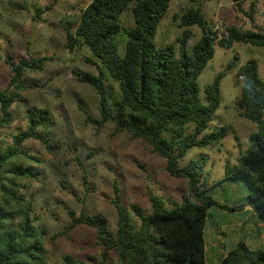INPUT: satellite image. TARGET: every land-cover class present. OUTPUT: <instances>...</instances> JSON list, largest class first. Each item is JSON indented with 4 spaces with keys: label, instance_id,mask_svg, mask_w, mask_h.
<instances>
[{
    "label": "trees",
    "instance_id": "16d2710c",
    "mask_svg": "<svg viewBox=\"0 0 264 264\" xmlns=\"http://www.w3.org/2000/svg\"><path fill=\"white\" fill-rule=\"evenodd\" d=\"M170 2L88 0L79 9L73 28L68 22H60L64 48H85L92 59L89 62L95 65V73L71 71L74 79L87 85L96 96L99 117L92 118L84 111L85 121L95 126L109 123L116 131H126L131 139L144 141L150 152L164 160L168 176L185 181L186 192L178 202L165 200L146 189L149 210L130 203L131 214L120 204L118 188L113 184L114 229H109L102 213L85 211V194L79 200L77 213L67 211V227L84 225L93 230L101 247V260L113 254L112 264H208L204 260L202 236L207 209L215 206L234 211L243 207L222 205L208 193L204 154L182 165L178 159L189 148L218 142L225 135L223 126L208 127L219 104L222 73L203 87L201 97L197 86L199 73L213 55V44L227 48L232 43H243L264 48V29L223 25L224 35L218 38L200 8L190 6L171 16L176 26L182 28L181 35L174 40L175 46L166 43L155 47L153 35ZM51 6L52 3L33 4L31 19L38 20ZM128 6L132 25L124 27L119 16ZM251 13L252 8L245 12L250 21ZM192 26H197L200 34L187 47ZM118 34L124 36L122 54L115 44ZM51 59L49 55L18 57L15 62L4 58L10 75L0 86V129L14 120L10 107L20 100L19 91L26 88L24 72L42 70ZM235 76L241 79L235 112L254 123L255 130L248 134L247 149L238 156L236 164L224 166L223 178L244 183L246 204L264 221V82L251 58L237 67ZM107 82L113 83L114 88ZM25 121L24 128L11 134L9 144H3L0 134V264H48L44 247L47 234L36 223L38 217L32 212L30 191L31 182L40 176L39 159L24 143L35 139L50 151L52 145L46 129L53 124V118L45 107L28 106ZM82 178L85 184V177ZM61 264L87 263L65 253ZM218 264H264V249L250 250L238 242Z\"/></svg>",
    "mask_w": 264,
    "mask_h": 264
},
{
    "label": "rangeland",
    "instance_id": "374dc122",
    "mask_svg": "<svg viewBox=\"0 0 264 264\" xmlns=\"http://www.w3.org/2000/svg\"><path fill=\"white\" fill-rule=\"evenodd\" d=\"M87 1L0 0V86L5 85L10 75L4 58L15 62L18 57L29 55L52 57L42 70L24 72L26 88L19 91L20 100L10 107L15 114L14 120L0 129L2 142L7 145L11 134L25 127L28 106L45 107L53 118V124L46 129L52 145L50 151L35 139L24 143L39 159L40 176L31 182L30 191L32 212L38 217L36 223L47 234L44 247L48 264H61V256L65 253L79 257L87 264H112L115 261L113 254L101 260V247L96 243L93 230L84 225L72 229L67 227V211H79V200L83 194L85 211L102 213L107 218L109 229H114L116 210L111 203L113 184L118 188L120 204L128 212L130 203L149 210L146 189L174 202H178L186 192L185 181L168 176L164 170V160L150 152L144 141L131 139L126 131H116L109 123L95 126L85 121L84 111L92 118L99 117L96 96L87 85L76 81L71 71L95 73V65L89 62L92 59L85 48L77 47L71 51L64 48L60 22H68L73 28L79 9ZM239 2L235 6L230 0H171L167 14L158 23L153 35L155 47L166 43L175 46L174 40L181 35L182 28L176 26L177 22L171 16L190 6L200 8L204 20L216 31L218 38L224 35L223 25L264 29V0ZM48 3H52L51 8L38 20H32L33 4L42 6ZM249 8H252V21L245 14ZM119 23L124 27L132 25L129 6L120 14ZM190 32L187 47L198 38L200 29L192 26ZM115 44L117 52L122 54V34L115 37ZM250 58L256 61L258 76L264 82L263 47L232 43L226 48L213 44V55L199 73L197 86L201 97L203 87L222 73L219 79V104L208 127L218 129L223 126L225 135L218 142L201 148H189L178 159L182 165L204 154L203 170L208 192L215 201L228 207L242 200L244 189L240 182L223 178L224 166L236 164L238 156L247 149L248 134L255 130L254 123L235 112L241 84L235 71ZM107 83L114 88L113 83ZM217 208L209 207L220 213L221 208ZM222 213L233 212L227 209Z\"/></svg>",
    "mask_w": 264,
    "mask_h": 264
},
{
    "label": "crops",
    "instance_id": "0c3cea01",
    "mask_svg": "<svg viewBox=\"0 0 264 264\" xmlns=\"http://www.w3.org/2000/svg\"><path fill=\"white\" fill-rule=\"evenodd\" d=\"M228 180L240 182L243 186L242 200L236 203L243 204V207L233 213H222L225 209H219L220 213L207 209L202 236L204 260L208 264H218L238 242L244 243L250 250L264 249V221L259 220L246 204L247 189L244 183L241 180Z\"/></svg>",
    "mask_w": 264,
    "mask_h": 264
},
{
    "label": "water",
    "instance_id": "95a60500",
    "mask_svg": "<svg viewBox=\"0 0 264 264\" xmlns=\"http://www.w3.org/2000/svg\"><path fill=\"white\" fill-rule=\"evenodd\" d=\"M230 1H231V3H236V2H238L240 0H230Z\"/></svg>",
    "mask_w": 264,
    "mask_h": 264
}]
</instances>
